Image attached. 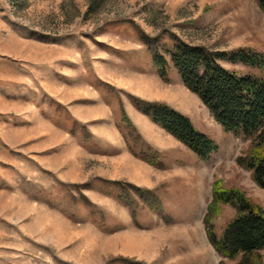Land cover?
Masks as SVG:
<instances>
[{
    "label": "rangeland",
    "instance_id": "1",
    "mask_svg": "<svg viewBox=\"0 0 264 264\" xmlns=\"http://www.w3.org/2000/svg\"><path fill=\"white\" fill-rule=\"evenodd\" d=\"M140 30L160 36L168 80ZM171 34L212 50L248 47L264 55L257 0H0V264H124L118 257L205 264L203 218L215 179L264 209V189L236 162L251 138L224 132L184 86L164 52L174 45ZM131 95L187 115L218 151L200 160ZM152 151L163 168L140 158ZM116 180L154 190L158 211L137 196L132 210ZM234 215L222 205L218 234ZM258 252L264 263V248ZM241 258L213 252V264Z\"/></svg>",
    "mask_w": 264,
    "mask_h": 264
},
{
    "label": "trees",
    "instance_id": "2",
    "mask_svg": "<svg viewBox=\"0 0 264 264\" xmlns=\"http://www.w3.org/2000/svg\"><path fill=\"white\" fill-rule=\"evenodd\" d=\"M257 2L264 13V0ZM139 38L147 46L158 74L168 80V61L163 54L160 36H150L140 30ZM171 38L174 45L164 52L170 54L172 65L184 86L200 99L224 132L251 138L246 150L236 157V162L250 171L255 184L264 189V75L261 74L264 72V55L248 47L212 50L204 45L190 44L175 34H171ZM220 61L240 62L257 68L260 74H239L223 66ZM131 100L153 123L185 145L200 160L208 161L218 151L215 141L200 131L187 115L164 102L135 95H131ZM122 121L132 128V133L135 132L124 110ZM135 136L139 138V135ZM160 156L158 151L140 154V158L151 166L163 168ZM110 182L121 189L120 201L132 210L135 208L134 196H137L158 211L156 205L160 198L154 190L118 180ZM82 198L91 204L85 195L82 194ZM222 205L233 206L235 215L218 234L214 219L220 216ZM132 215L135 214L132 212ZM162 218L171 222L169 216ZM203 221L210 243L223 258L234 260L242 255L239 264H264L258 252L264 248V209L242 189L226 188L221 179H215ZM115 260L124 264H146L135 258L118 257ZM219 264H224V261Z\"/></svg>",
    "mask_w": 264,
    "mask_h": 264
},
{
    "label": "crops",
    "instance_id": "3",
    "mask_svg": "<svg viewBox=\"0 0 264 264\" xmlns=\"http://www.w3.org/2000/svg\"><path fill=\"white\" fill-rule=\"evenodd\" d=\"M152 122V121H151ZM153 123V122H152ZM155 124V123H154ZM155 125H157V124H155ZM158 126V125H157ZM159 127V126H158ZM161 128V127H160ZM164 130V129H163ZM172 136V135H171ZM204 219V218H203ZM166 222V221H165ZM169 223H171V222H166L165 224H169ZM203 229H204V234H203V243H204V245L207 247V250H206V254H208V252H209V256H208V258L207 257H205L204 258V260L206 259V262H205V264H213V252H214V248H213V246H212V244L210 243V241H209V239H208V237H207V233H206V228H205V224H204V221H203ZM150 239V238H149ZM208 251V252H207ZM219 264V263H218Z\"/></svg>",
    "mask_w": 264,
    "mask_h": 264
}]
</instances>
